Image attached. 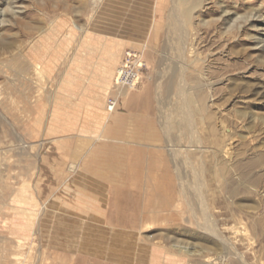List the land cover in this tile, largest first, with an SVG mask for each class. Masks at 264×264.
I'll return each instance as SVG.
<instances>
[{"label":"rangeland","instance_id":"rangeland-1","mask_svg":"<svg viewBox=\"0 0 264 264\" xmlns=\"http://www.w3.org/2000/svg\"><path fill=\"white\" fill-rule=\"evenodd\" d=\"M187 9L0 0V264H264V0Z\"/></svg>","mask_w":264,"mask_h":264},{"label":"bare ground","instance_id":"bare-ground-1","mask_svg":"<svg viewBox=\"0 0 264 264\" xmlns=\"http://www.w3.org/2000/svg\"><path fill=\"white\" fill-rule=\"evenodd\" d=\"M91 1V0H90ZM95 1V0H94ZM187 7H188V9H187V11H186V16L187 17H190V14L194 11V10H196L198 7H200V5L202 4V0H181ZM88 8H93V5L91 4V5H89L88 6ZM131 55V54H130ZM130 55H128V57H130V58H132V57H134V59H133V61H132V63H133V67L134 68H140L141 66H142V64H140V59H138V57H135V55L133 56H130ZM45 56V55H44ZM34 57V56H33ZM37 60H43V56H42V54H40V56L37 58ZM42 62V61H41ZM45 64V63H44ZM123 66H124V68H123V70H121L120 71V74H119V78H118V82H119V85H121V92H120V96H123L124 95V93H123V91L125 90V89H127L126 87H127V85H125L126 83H123L122 81L125 79V77H126V79H130V81L132 82L130 85L131 86H133L134 84H137V79H138V76H137V74H135L136 73V71H135V73L134 74H131V73H127V72H129V71H127V68H129V65H127L126 63H123ZM122 66V67H123ZM36 68H37V70H38V72L41 70V68H42V66H41V64H37L36 65ZM136 69V70H137ZM125 76V77H124ZM124 84V85H123ZM115 105H114V102L113 103H111V105L109 106V109H111V108H113ZM113 112V111H112Z\"/></svg>","mask_w":264,"mask_h":264},{"label":"built area","instance_id":"built-area-1","mask_svg":"<svg viewBox=\"0 0 264 264\" xmlns=\"http://www.w3.org/2000/svg\"><path fill=\"white\" fill-rule=\"evenodd\" d=\"M132 61H133V59L131 58V62H130V64H127V65H129V68H127V71H129V72H127V73H131V74H134L135 73V68H133V63H132ZM135 74H137V73H135ZM125 77V76H124ZM123 83H126L125 85H130L132 82L130 81V79H126V77H125V79L122 81ZM124 85V84H123Z\"/></svg>","mask_w":264,"mask_h":264}]
</instances>
